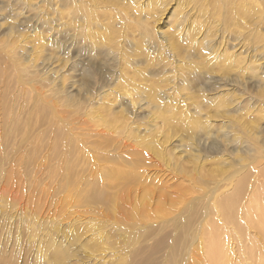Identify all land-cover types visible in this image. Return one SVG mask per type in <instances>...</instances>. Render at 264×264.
Listing matches in <instances>:
<instances>
[{"label": "rangeland", "instance_id": "rangeland-1", "mask_svg": "<svg viewBox=\"0 0 264 264\" xmlns=\"http://www.w3.org/2000/svg\"><path fill=\"white\" fill-rule=\"evenodd\" d=\"M82 1L0 0V264H264V0Z\"/></svg>", "mask_w": 264, "mask_h": 264}, {"label": "bare ground", "instance_id": "bare-ground-1", "mask_svg": "<svg viewBox=\"0 0 264 264\" xmlns=\"http://www.w3.org/2000/svg\"><path fill=\"white\" fill-rule=\"evenodd\" d=\"M81 2H84V4H81ZM78 3L79 4H78L77 10H76L77 13L83 12L85 14H88V10H93V9L89 8V6L87 4H85L86 1L78 0ZM161 8L162 7H160V9ZM109 40H113L114 41V39H111L110 37H109ZM110 42H112V41H110ZM41 51H42V49L40 48V52ZM135 73L138 74V75L141 74L140 71H139V69L138 70H135ZM121 86H123V84H121ZM134 89H137V88H134ZM158 89H159V87L156 88V90H158ZM107 95H109V94H107ZM108 103L110 105L112 102L110 101ZM123 112H125L124 109L121 110V114ZM262 213H259L258 214L259 215V219H260V223L259 224H261V225L264 224L263 223L264 222V214H262ZM209 257H210V263L211 264L224 263L225 260H227L230 263L231 258H232V254L230 253V249H226L225 246H224V244L222 243V241L218 237L214 236L213 239H212V241H211V243H210V247H209Z\"/></svg>", "mask_w": 264, "mask_h": 264}]
</instances>
